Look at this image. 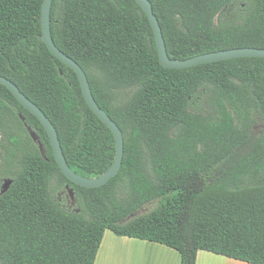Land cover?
Segmentation results:
<instances>
[{"label":"trees","instance_id":"1","mask_svg":"<svg viewBox=\"0 0 264 264\" xmlns=\"http://www.w3.org/2000/svg\"><path fill=\"white\" fill-rule=\"evenodd\" d=\"M148 2L170 60L264 49V0ZM41 4L0 0V76L51 122L68 167L97 178L114 139L42 43ZM50 35L121 131V167L100 188L71 183L0 85V264H94L106 230L173 249L179 264L198 251L264 264V58L165 69L134 0H52Z\"/></svg>","mask_w":264,"mask_h":264},{"label":"water","instance_id":"2","mask_svg":"<svg viewBox=\"0 0 264 264\" xmlns=\"http://www.w3.org/2000/svg\"><path fill=\"white\" fill-rule=\"evenodd\" d=\"M136 4L141 8L144 12L149 25L151 27L157 56L160 65L165 69H173V70H182L188 69L196 65H202L213 62H220L230 59H238V58H264V49H255V48H236L230 50H223L218 52H211L199 56H195L186 60H170L166 53V48L164 44V40L162 37V33L160 27L158 25V21L152 12L151 4L148 0H134ZM52 0H42L41 9H40V23H41V36L40 39L42 43L46 46L47 50L63 65L70 68L76 75L82 97L91 110V112L98 118L100 122H102L111 132L114 143H115V156L114 161L111 166L99 177L97 178H82L76 175L67 165L65 158L63 156L60 142L57 137V132L54 129L51 122L46 118V116L42 113V111L35 106L32 102H30L19 90L18 88L9 80L0 76V85L7 88L17 102L27 110L32 116H34L37 121L42 126L45 131L51 149L54 156V160L61 172V174L73 183L76 186L85 188V189H94L100 188L104 186L110 179L114 178L121 167L122 155H123V137L122 133L116 124L108 117V115L98 107L96 102L93 99V96L90 92L89 84L83 70L78 66L76 62L67 57L61 51H59L54 45L51 35H50V7ZM30 133V136L34 141H36V137L33 133ZM39 144V143H38ZM40 148V146H39ZM9 185V182H5L2 187V191L5 190ZM70 196L71 205L74 204V199L71 191H68Z\"/></svg>","mask_w":264,"mask_h":264},{"label":"crops","instance_id":"3","mask_svg":"<svg viewBox=\"0 0 264 264\" xmlns=\"http://www.w3.org/2000/svg\"><path fill=\"white\" fill-rule=\"evenodd\" d=\"M94 264H179L176 251L164 245L128 237H118L106 230L103 233ZM195 264H248L198 251Z\"/></svg>","mask_w":264,"mask_h":264},{"label":"rangeland","instance_id":"4","mask_svg":"<svg viewBox=\"0 0 264 264\" xmlns=\"http://www.w3.org/2000/svg\"><path fill=\"white\" fill-rule=\"evenodd\" d=\"M259 133H260V125L257 123L253 126V129L251 131V135H252V137H254V136H257ZM151 207H152V204L146 205L138 213L143 214V213L147 212L148 210H150Z\"/></svg>","mask_w":264,"mask_h":264}]
</instances>
